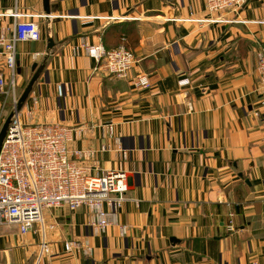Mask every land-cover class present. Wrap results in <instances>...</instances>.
Instances as JSON below:
<instances>
[{
  "label": "crops",
  "instance_id": "0c3cea01",
  "mask_svg": "<svg viewBox=\"0 0 264 264\" xmlns=\"http://www.w3.org/2000/svg\"><path fill=\"white\" fill-rule=\"evenodd\" d=\"M14 10L45 15L42 0H0V13ZM49 11L51 18L34 20L41 39L17 45L19 89L32 78L31 66L46 61L21 122L73 129L71 149L94 152L80 161L86 172H123L128 190L117 225L103 233L92 232L84 207L44 211L54 228L45 232L50 254L41 264L264 263V107L256 64L264 0L242 8L239 19L248 23L202 22L204 0H49ZM84 16L103 19L84 24ZM123 16L132 19H106ZM0 25L10 28L13 19L0 18ZM81 42L128 47L135 59L129 78L108 76ZM137 74L148 76L149 88L131 85ZM183 78L190 83L180 87ZM103 142L119 143L127 159L98 152ZM231 213L235 231L228 233ZM42 239L38 225L24 235L1 227V264H33ZM67 240L88 241L92 254L66 253Z\"/></svg>",
  "mask_w": 264,
  "mask_h": 264
},
{
  "label": "built area",
  "instance_id": "2783aa9c",
  "mask_svg": "<svg viewBox=\"0 0 264 264\" xmlns=\"http://www.w3.org/2000/svg\"><path fill=\"white\" fill-rule=\"evenodd\" d=\"M249 0H204L207 13L215 15L235 14L234 18L220 16L204 19L202 22L214 23H248L239 19L242 8ZM46 15L20 14L18 11L0 13V18H12L13 25L8 28L0 25V129L6 115L7 103L16 106L17 94V45L25 42H37L41 32L35 19L46 18ZM52 16H49L51 18ZM22 18L29 19L23 21ZM97 19L98 16L79 17L84 24ZM109 21L132 19L131 17H108ZM80 47L85 54L102 67L108 76L127 79L134 64L132 52L124 45L106 49L103 44L89 45L81 42ZM43 54H34L35 58ZM256 64L261 106L264 107V42L258 44ZM5 71V73H4ZM136 89L150 87L149 78L145 74H137L130 78ZM188 79L178 81V86L188 85ZM61 86H57V96L62 97ZM73 129L61 124H23L19 113L15 114L7 127L0 149V228L17 226L22 235L38 225L43 239L33 264H41L43 257L50 254L49 243L45 241V232L54 228L47 226L43 218L46 210L76 211L84 207L91 215L90 227L93 233H103L110 225H117L118 211L127 201L128 190L123 172L106 171L91 176L80 165L82 159L93 155L91 150L71 149ZM108 135L113 134V126H107ZM115 151L123 159L128 154L119 143L115 147L101 143L98 152ZM235 215L229 214L225 230L235 231ZM121 236L125 235V227L119 226ZM68 254L80 253L83 256L92 254L88 241L67 240L63 244ZM1 264V260H0ZM252 264H264L257 261Z\"/></svg>",
  "mask_w": 264,
  "mask_h": 264
},
{
  "label": "water",
  "instance_id": "95a60500",
  "mask_svg": "<svg viewBox=\"0 0 264 264\" xmlns=\"http://www.w3.org/2000/svg\"><path fill=\"white\" fill-rule=\"evenodd\" d=\"M43 1V12L44 14L49 17L50 16V11H49V0H42ZM53 40L51 38L47 39V49L51 50L53 47ZM46 55H48V52H46ZM46 60V59H45ZM45 62L44 61L42 64H38L37 62H35L32 66H31V71L33 72V76L30 79L28 85L26 86V88L23 90L21 96L19 97V100L17 102V105L15 107V110L9 114V116L6 118L2 128L0 129V149H1V145H2V141L5 137V133L7 130V127L11 121V118L14 116V114H17L20 112L21 108L23 107L25 101L28 98L29 93L32 90V87L34 85V83L36 82V80L38 79L40 73L42 72V70L45 67Z\"/></svg>",
  "mask_w": 264,
  "mask_h": 264
},
{
  "label": "rangeland",
  "instance_id": "374dc122",
  "mask_svg": "<svg viewBox=\"0 0 264 264\" xmlns=\"http://www.w3.org/2000/svg\"><path fill=\"white\" fill-rule=\"evenodd\" d=\"M205 10H206V12H207V9L205 8ZM208 15V18L207 19H209V18H211V17H214V18H217V17H219V15L221 16H227V15H231L232 17L231 18H234V17H237V16H235V14H233V13H229V14H226V13H224V14H219V13H217V14H215V15H210L209 13H207ZM219 14V15H218ZM210 23H214V22H210ZM134 64H135V60H134ZM134 64H133V66H134ZM133 66H132V69H133ZM132 78V77H131ZM187 79V78H186ZM188 82H189V79H188ZM131 83V82H130ZM190 83V82H189ZM189 85V84H188ZM187 86V85H186ZM184 87V86H183ZM22 89H19V88H17V94H18V100H19V97L21 96V94H22ZM18 100H17V102H18ZM16 105H17V103H16ZM15 107L16 106H14L12 103H7V105H6V107H5V110H4V113H5V115H6V117H8L9 116V114L10 113H12L14 110H15ZM22 109V108H21ZM18 114V113H17ZM15 115V114H14ZM34 125H36V124H34ZM38 125V124H37ZM50 210H52V209H50Z\"/></svg>",
  "mask_w": 264,
  "mask_h": 264
},
{
  "label": "trees",
  "instance_id": "16d2710c",
  "mask_svg": "<svg viewBox=\"0 0 264 264\" xmlns=\"http://www.w3.org/2000/svg\"><path fill=\"white\" fill-rule=\"evenodd\" d=\"M128 48V47H127ZM129 49V48H128ZM130 50V49H129Z\"/></svg>",
  "mask_w": 264,
  "mask_h": 264
}]
</instances>
